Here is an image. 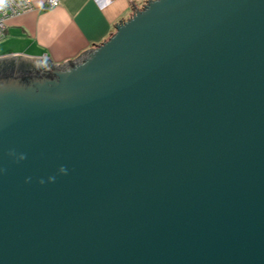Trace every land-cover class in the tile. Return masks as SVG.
<instances>
[{"label": "water", "instance_id": "1", "mask_svg": "<svg viewBox=\"0 0 264 264\" xmlns=\"http://www.w3.org/2000/svg\"><path fill=\"white\" fill-rule=\"evenodd\" d=\"M132 6L0 57V264H264V0Z\"/></svg>", "mask_w": 264, "mask_h": 264}, {"label": "crops", "instance_id": "2", "mask_svg": "<svg viewBox=\"0 0 264 264\" xmlns=\"http://www.w3.org/2000/svg\"><path fill=\"white\" fill-rule=\"evenodd\" d=\"M144 1L59 0L48 8L46 0H29L31 10L7 19L0 57H46L57 64L73 60L114 33L115 23L132 14V4L140 8Z\"/></svg>", "mask_w": 264, "mask_h": 264}, {"label": "built area", "instance_id": "3", "mask_svg": "<svg viewBox=\"0 0 264 264\" xmlns=\"http://www.w3.org/2000/svg\"><path fill=\"white\" fill-rule=\"evenodd\" d=\"M107 2H105L104 5ZM58 4L59 0H46V7L48 8L56 7ZM140 8H142V5ZM31 9L32 6L29 0H0V40L4 37L7 19L25 13ZM133 13L134 10L132 11V14ZM41 58L48 60L46 57Z\"/></svg>", "mask_w": 264, "mask_h": 264}, {"label": "trees", "instance_id": "4", "mask_svg": "<svg viewBox=\"0 0 264 264\" xmlns=\"http://www.w3.org/2000/svg\"><path fill=\"white\" fill-rule=\"evenodd\" d=\"M12 65H14L13 59H0V68H2V70L10 68ZM22 65L34 68V65H32L31 63H27L25 61L22 62Z\"/></svg>", "mask_w": 264, "mask_h": 264}, {"label": "clouds", "instance_id": "5", "mask_svg": "<svg viewBox=\"0 0 264 264\" xmlns=\"http://www.w3.org/2000/svg\"><path fill=\"white\" fill-rule=\"evenodd\" d=\"M21 158H23V156H22ZM59 171H60L61 173H66L67 170H66L63 166H61V167L59 168ZM48 179H49V180H54V177H49ZM41 183H43V181H41Z\"/></svg>", "mask_w": 264, "mask_h": 264}]
</instances>
